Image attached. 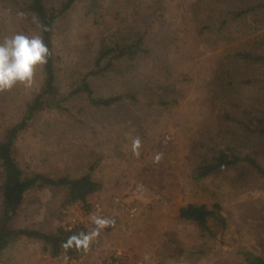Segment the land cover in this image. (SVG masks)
Here are the masks:
<instances>
[{"label": "rangeland", "instance_id": "obj_1", "mask_svg": "<svg viewBox=\"0 0 264 264\" xmlns=\"http://www.w3.org/2000/svg\"><path fill=\"white\" fill-rule=\"evenodd\" d=\"M89 2H76L54 24L60 84L73 70L89 66L106 30L113 28L111 11L119 9V19L141 20V25L149 26L146 40L156 59L163 61L169 55L176 69L172 83L179 102L167 108L148 107L143 100L95 107L80 98L70 99L62 108L40 114L19 134L15 147L23 173L79 177L91 170L103 187L86 200L90 204L98 199L111 220L116 218L112 196L126 195L133 184H141V192L132 196L136 209L132 216L118 210L119 223L104 232L90 229L93 249L87 262L105 259L115 249L125 253V264H246L247 256H264V192L230 187L224 178L238 175L244 165L202 180L192 176L198 134L210 122L208 89L224 51V46H210L197 35L196 0H114V8H101L96 17L86 13ZM99 16L103 19L94 23ZM14 32L11 15L0 0V41ZM41 81L42 65L36 67L30 83L0 91V103L8 106L0 107V121L16 122ZM101 84L106 94L143 87L138 81L112 78ZM253 91L245 88L240 93ZM153 96L146 90L141 97ZM191 203L209 209L220 205V216L210 222L214 237L201 235L194 224L178 217L179 208ZM69 208L64 189H38L27 195L13 226L53 231L68 218ZM89 212L84 208L83 213ZM64 258L52 257L41 242L21 238L0 253V264H52Z\"/></svg>", "mask_w": 264, "mask_h": 264}, {"label": "trees", "instance_id": "obj_2", "mask_svg": "<svg viewBox=\"0 0 264 264\" xmlns=\"http://www.w3.org/2000/svg\"><path fill=\"white\" fill-rule=\"evenodd\" d=\"M78 1L3 0L11 15L14 33L36 32L48 46L50 55L42 65L40 88L25 102L20 117L10 124L4 119L0 121V253L21 238L41 242L52 257L77 258L87 256L93 249L89 241L92 232L83 224L72 230L58 226L49 232L13 226V220L32 191L62 188L67 203L80 200L90 211L86 199L103 187L91 170L79 177L25 175L15 145L19 134L31 121L44 112L62 108L64 102L75 98L95 107H107L116 102L136 104L143 100L148 107L167 108L179 102L180 95L173 91L172 83L176 69L169 55L164 56V62L156 59L153 47L146 40L149 26L141 25V20L119 19V9L111 11L109 25L113 24V28L105 29L89 66L73 70L67 81L60 84L53 46L54 24ZM113 1L90 0L86 13L96 17L101 8H114ZM193 6L197 35L210 46H224V51L217 60V71L208 89L210 122L198 134L192 176L202 180L230 169L235 171L242 164L243 170L238 175L224 176L230 187H256L264 192V0H196ZM124 13L132 17L127 11ZM99 19L103 17L99 16L94 23ZM234 40L238 41L229 45ZM165 52H170L168 46ZM111 78L138 81L143 87L137 92L121 89L115 94H106L101 83ZM245 88L254 91L243 95L240 92ZM146 90L153 91L155 96L143 99L141 96ZM0 107L8 106L1 102ZM220 210L219 204L209 209L204 204L191 203L179 208L178 217L194 224L201 235L208 233L214 237L210 222L220 216ZM245 259L246 264H264V256Z\"/></svg>", "mask_w": 264, "mask_h": 264}, {"label": "clouds", "instance_id": "obj_3", "mask_svg": "<svg viewBox=\"0 0 264 264\" xmlns=\"http://www.w3.org/2000/svg\"><path fill=\"white\" fill-rule=\"evenodd\" d=\"M50 55L39 35L16 33L0 41V91L17 83H30L37 66L44 65ZM101 226L107 221H97Z\"/></svg>", "mask_w": 264, "mask_h": 264}, {"label": "built area", "instance_id": "obj_4", "mask_svg": "<svg viewBox=\"0 0 264 264\" xmlns=\"http://www.w3.org/2000/svg\"><path fill=\"white\" fill-rule=\"evenodd\" d=\"M166 139V136H164ZM127 184H131V181L127 182ZM133 190V191H132ZM142 190L141 184H133L131 192H127V194H121V195H113L112 196V204L114 205V208L116 209L115 216L116 218L114 220H111V218L106 217L104 206L102 203L95 199L90 204V212L88 216L86 213H83V210L85 208V203L76 200L73 203L70 204V208L68 209V218L65 220V222L62 224V227L66 230H72L75 226L79 224H83L89 229H92V227L97 228L98 231L104 232L103 230L107 229L110 226L116 225L118 222V210L124 211L129 216H132L135 213V207L132 206V196L133 194H139ZM126 197V198H125ZM130 198V199H129ZM125 206V207H124ZM85 217V218H83ZM130 219V218H128ZM99 220L107 221V223L103 226L97 223ZM91 224V225H90ZM91 226V227H90ZM131 228H128L130 230ZM124 252L120 249H115L113 253H109L107 258L100 259L97 262H87V256H80L77 258H64L61 259L59 262H53L52 264H125V257Z\"/></svg>", "mask_w": 264, "mask_h": 264}]
</instances>
